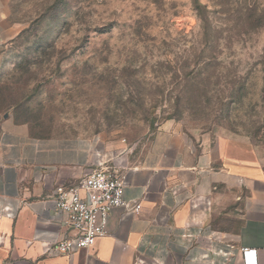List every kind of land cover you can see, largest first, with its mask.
Instances as JSON below:
<instances>
[{
  "label": "rangeland",
  "instance_id": "obj_1",
  "mask_svg": "<svg viewBox=\"0 0 264 264\" xmlns=\"http://www.w3.org/2000/svg\"><path fill=\"white\" fill-rule=\"evenodd\" d=\"M3 4L0 136L81 138L120 166L149 163L167 121L264 142V0Z\"/></svg>",
  "mask_w": 264,
  "mask_h": 264
},
{
  "label": "crops",
  "instance_id": "obj_2",
  "mask_svg": "<svg viewBox=\"0 0 264 264\" xmlns=\"http://www.w3.org/2000/svg\"><path fill=\"white\" fill-rule=\"evenodd\" d=\"M0 141V264H264V142L167 121L149 163L122 165L129 207L111 213L92 247L69 256L55 247L75 234L54 209L57 189L111 156L84 149L81 138L10 130Z\"/></svg>",
  "mask_w": 264,
  "mask_h": 264
},
{
  "label": "built area",
  "instance_id": "obj_3",
  "mask_svg": "<svg viewBox=\"0 0 264 264\" xmlns=\"http://www.w3.org/2000/svg\"><path fill=\"white\" fill-rule=\"evenodd\" d=\"M128 183L124 168L106 161L92 168L79 182L59 187L54 209L67 216L75 234L57 239L56 249L73 256L80 249L92 247L106 233L111 213L117 208L129 207V201L124 198ZM139 211L140 204H137L132 212ZM255 263L253 257H248L246 264Z\"/></svg>",
  "mask_w": 264,
  "mask_h": 264
}]
</instances>
